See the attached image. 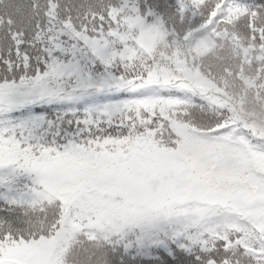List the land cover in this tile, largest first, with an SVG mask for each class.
<instances>
[{
    "label": "snow or ice",
    "instance_id": "6c2138e0",
    "mask_svg": "<svg viewBox=\"0 0 264 264\" xmlns=\"http://www.w3.org/2000/svg\"><path fill=\"white\" fill-rule=\"evenodd\" d=\"M0 264H264V0H0Z\"/></svg>",
    "mask_w": 264,
    "mask_h": 264
}]
</instances>
